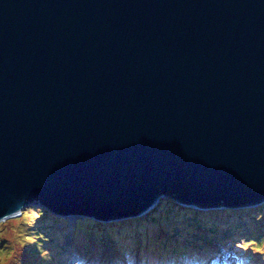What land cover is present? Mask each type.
<instances>
[{
  "label": "water",
  "instance_id": "water-1",
  "mask_svg": "<svg viewBox=\"0 0 264 264\" xmlns=\"http://www.w3.org/2000/svg\"><path fill=\"white\" fill-rule=\"evenodd\" d=\"M166 193L264 201V0H0V222Z\"/></svg>",
  "mask_w": 264,
  "mask_h": 264
},
{
  "label": "rangeland",
  "instance_id": "rangeland-1",
  "mask_svg": "<svg viewBox=\"0 0 264 264\" xmlns=\"http://www.w3.org/2000/svg\"><path fill=\"white\" fill-rule=\"evenodd\" d=\"M161 200H164V202L154 207L150 211V214L112 221L115 224L119 223L124 231L112 236V238L109 236L105 237L104 242H106V239L113 243H118L121 239H128L130 241L129 243H135L137 239L142 238L144 241H150L152 246L160 241L171 240L179 235H184L183 238L187 236L191 237V235L198 236L216 222L207 217L208 213L210 211H219L223 208L214 207L213 209H207L204 211L206 214L200 215V219L198 213H196V211L200 212L199 209H189L190 207L183 205L173 197H163ZM236 211H241L244 214L241 218L247 221L243 222L238 218L236 221L239 225H242L241 229L246 232V235L239 233L232 238L223 239L218 245L213 244L206 248L211 249L212 247L221 246V248H215L214 250L217 253V257L214 256V259H217V264H222L221 262H224L223 264H259L262 261L264 262V254H262V259L254 256L253 261L249 260L252 256V251L254 253H264V202L257 206L241 208ZM52 217L60 218L61 216L54 214L44 204H35L27 206L21 211L20 215L0 222V264H33L32 262L37 259L28 258V251L31 249L27 246L31 240L29 237H32L34 239L32 242L35 241L37 245L42 237L48 233L45 226L47 223L50 224L49 221ZM85 219L86 221L89 220L87 223L89 236L80 239L83 241L93 238L96 230L99 228L98 225L110 224L91 218ZM85 219L83 218L81 220L83 221ZM76 221H78L77 218L72 219V221L67 220V227L72 229L71 225L75 226ZM63 236L66 239L65 242L70 244L72 241L71 230L63 234ZM56 237H59V235ZM253 239L257 240L254 241V247L251 244L247 247L246 243L249 244V240ZM220 250L222 251L221 256L218 255ZM226 250L231 253L227 255ZM67 256L69 255L67 254ZM212 258H210L208 264H211V261H213ZM64 261L72 263L74 260L65 259ZM65 262L54 261L53 264H66ZM115 264L123 263L119 260L115 261Z\"/></svg>",
  "mask_w": 264,
  "mask_h": 264
},
{
  "label": "trees",
  "instance_id": "trees-1",
  "mask_svg": "<svg viewBox=\"0 0 264 264\" xmlns=\"http://www.w3.org/2000/svg\"><path fill=\"white\" fill-rule=\"evenodd\" d=\"M165 195L172 196L175 199L177 196L176 193H166ZM136 211L137 209L133 207L127 209L123 214L130 215L134 214ZM211 212L212 211L208 213L207 217L216 222L202 234L198 236L191 235V237L186 235V238H183L184 235H179L171 240L160 241L152 246L150 241H144L142 238L137 239L135 243H129L130 241L128 239H121L118 243H113L108 239L104 242L105 237L109 236L112 238V236L118 235L124 231L119 223L98 225L99 228L96 230L93 238L83 241L80 240L81 237L76 235L75 232H82L83 229L86 228L87 236L85 237H88L89 229L87 223L89 220L86 221L85 219L82 221L78 219L75 226L73 225L72 229H70L67 227V220H63L59 217H52L49 221L50 224L47 223L45 226L48 233L42 237L37 245L35 241L32 242L34 239L29 237L31 240L27 246L31 249L28 251V258L37 259L32 262L33 264H53L54 261L65 262V259L71 260L75 256L79 257L77 264H84L87 261H91V264H115L114 261L119 260L128 264H155L157 259L163 260L164 262L172 261L171 264H177L176 260L178 259L185 260L195 258L198 260H207L217 256L214 249L206 248L207 246H212L213 244L218 245L223 239L232 238L239 233H244V235H246V232L241 229L242 225L236 222L237 218L243 222L246 221V219L241 218L244 216L241 211L223 210ZM196 213H198L200 219V215L206 214L203 211H196ZM79 223L82 224L81 227ZM69 230H71L72 236L71 244H67L63 236V234H66ZM57 235H59V237H56ZM249 241V244L246 243L247 247L250 244L254 247V241L257 240L253 239ZM190 249H192V251H190ZM246 253L248 254V252ZM67 254L69 256H67ZM262 254L264 253H254L252 251V256L249 260L253 261L254 256L262 259ZM65 263L72 264L68 261ZM213 264H216V261H213ZM259 264H264V262L262 261V263Z\"/></svg>",
  "mask_w": 264,
  "mask_h": 264
},
{
  "label": "bare ground",
  "instance_id": "bare-ground-1",
  "mask_svg": "<svg viewBox=\"0 0 264 264\" xmlns=\"http://www.w3.org/2000/svg\"><path fill=\"white\" fill-rule=\"evenodd\" d=\"M53 213H54V212H53ZM54 214H56V213H54ZM63 220H67V219H64V218H63ZM86 233H87V229H86V228H84L82 232H80V231H76V232H75L76 235H78L79 237H81L80 239H82V238H84L85 236H87Z\"/></svg>",
  "mask_w": 264,
  "mask_h": 264
}]
</instances>
